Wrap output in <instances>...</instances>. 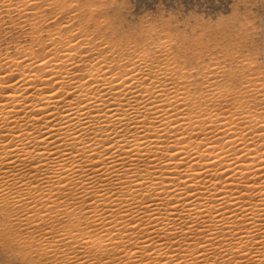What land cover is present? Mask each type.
<instances>
[{"label":"bare ground","instance_id":"6f19581e","mask_svg":"<svg viewBox=\"0 0 264 264\" xmlns=\"http://www.w3.org/2000/svg\"><path fill=\"white\" fill-rule=\"evenodd\" d=\"M27 4L0 0V23ZM81 7H63L37 51L0 58L6 229L25 228L60 264H264L258 69L193 67Z\"/></svg>","mask_w":264,"mask_h":264},{"label":"rangeland","instance_id":"374dc122","mask_svg":"<svg viewBox=\"0 0 264 264\" xmlns=\"http://www.w3.org/2000/svg\"><path fill=\"white\" fill-rule=\"evenodd\" d=\"M80 4L103 12L100 17L106 21L108 34L118 38L148 36L151 42L163 41L179 57L188 56L193 67L197 63L220 62L235 70L237 64L232 58L248 59L254 70L258 69L251 73L260 74L264 79V0H31L22 20L14 12L9 15L14 21L12 24L8 17L5 23H0V58L14 56L19 45L33 46L37 51L38 44L46 40L60 22L61 9L65 7V13H77L82 8ZM32 15L39 18L35 20ZM25 18L37 21L38 25L23 22ZM38 31L40 34L35 35ZM15 227V230L6 229L0 216V264H60L57 255L49 253L50 247L39 245L35 239L32 245L25 228Z\"/></svg>","mask_w":264,"mask_h":264}]
</instances>
